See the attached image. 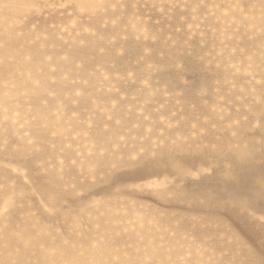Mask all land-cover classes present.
Masks as SVG:
<instances>
[{
  "label": "rangeland",
  "instance_id": "obj_1",
  "mask_svg": "<svg viewBox=\"0 0 264 264\" xmlns=\"http://www.w3.org/2000/svg\"><path fill=\"white\" fill-rule=\"evenodd\" d=\"M0 264H264V0H0Z\"/></svg>",
  "mask_w": 264,
  "mask_h": 264
}]
</instances>
